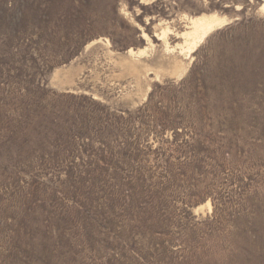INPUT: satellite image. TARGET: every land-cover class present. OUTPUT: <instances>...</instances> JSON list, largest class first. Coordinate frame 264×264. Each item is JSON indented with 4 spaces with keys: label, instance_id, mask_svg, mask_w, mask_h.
I'll return each instance as SVG.
<instances>
[{
    "label": "rangeland",
    "instance_id": "374dc122",
    "mask_svg": "<svg viewBox=\"0 0 264 264\" xmlns=\"http://www.w3.org/2000/svg\"><path fill=\"white\" fill-rule=\"evenodd\" d=\"M263 6L0 0V264H264Z\"/></svg>",
    "mask_w": 264,
    "mask_h": 264
},
{
    "label": "bare ground",
    "instance_id": "6f19581e",
    "mask_svg": "<svg viewBox=\"0 0 264 264\" xmlns=\"http://www.w3.org/2000/svg\"><path fill=\"white\" fill-rule=\"evenodd\" d=\"M262 9L264 10V6ZM225 20L226 19L224 17H221L217 14H201L198 16L189 17V22L187 23L189 24V27L186 26V29L180 32L179 37L182 39V42L176 45L180 53L191 52V50L204 38L205 35H207L213 29L222 26L226 22ZM160 33L164 38L167 33V28L162 30ZM143 50L144 49L140 51H133L132 49H129L127 54L133 55L138 53L137 55H141ZM165 50H168L167 46L165 47ZM174 50L175 49H172L171 51L173 52ZM173 61V68L179 69L180 64L176 61V59Z\"/></svg>",
    "mask_w": 264,
    "mask_h": 264
}]
</instances>
